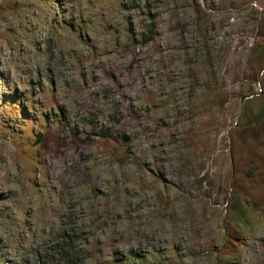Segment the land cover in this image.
<instances>
[{"label":"rangeland","instance_id":"obj_1","mask_svg":"<svg viewBox=\"0 0 264 264\" xmlns=\"http://www.w3.org/2000/svg\"><path fill=\"white\" fill-rule=\"evenodd\" d=\"M0 264H264V0H0Z\"/></svg>","mask_w":264,"mask_h":264},{"label":"trees","instance_id":"obj_2","mask_svg":"<svg viewBox=\"0 0 264 264\" xmlns=\"http://www.w3.org/2000/svg\"><path fill=\"white\" fill-rule=\"evenodd\" d=\"M8 100H10V102H14V99L16 100V97L12 96V97H7ZM40 140V137L38 136L37 140L36 141H39Z\"/></svg>","mask_w":264,"mask_h":264}]
</instances>
